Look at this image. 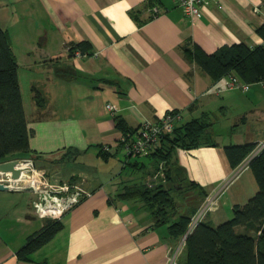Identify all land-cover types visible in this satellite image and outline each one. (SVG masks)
<instances>
[{"label": "crops", "instance_id": "0c3cea01", "mask_svg": "<svg viewBox=\"0 0 264 264\" xmlns=\"http://www.w3.org/2000/svg\"><path fill=\"white\" fill-rule=\"evenodd\" d=\"M18 1L26 3L37 20L32 33L19 32V53L12 45L28 128L33 132L31 155L40 156L39 162L48 164L44 170L50 171L46 176L39 170L36 178L44 174L43 178L55 184L80 185L91 196L81 198L65 215L64 228L53 240L29 260H20L18 250L45 220L33 212L31 191H0V264H168L170 251L178 243L168 232L170 224L155 225L140 201L119 197L129 182L150 181L155 168L164 162L143 157L148 160H134L135 166L133 158L121 156L125 135L117 126V118L134 131L144 121L160 120L171 111L181 112L186 123L206 112L226 116L235 108L242 124L253 121L261 128L264 109L255 108L249 115L244 110L252 101L250 96L237 91L217 92L230 75L236 74L214 82L186 51L195 44L210 54L227 45H261L263 39L256 30L264 24V0H205L198 19L186 16L177 0ZM151 7L158 8L156 16ZM16 13L7 6L1 19L8 21ZM0 25L11 32L1 21ZM35 35L40 38L37 47L28 43ZM82 41L89 42L91 48L78 54L75 46ZM21 73L26 77L25 88ZM34 87L49 91L46 111L38 110ZM262 91L252 96L264 99ZM108 104L115 105L117 111L108 110ZM187 117L190 119L186 121ZM241 135V127L235 128L231 143H244ZM263 135V131H249L246 143L259 144ZM215 142L217 146L176 149L175 174L197 182L209 194L226 181V193H232L239 179L249 175L248 186L254 191L257 183L249 168L254 151L243 162L248 168L235 179L236 169L225 153V140L215 134ZM70 149L77 157L58 163ZM111 156L124 161V168L131 167L126 169L130 170L128 182L120 184L117 178L108 182V176H102L109 174L106 168L113 161ZM52 161L55 163L50 164ZM136 173H140V180ZM160 177L167 184L174 182L163 174ZM226 193L221 196L223 204L232 196L225 199ZM236 204L234 200L231 208ZM219 212L221 207L213 213L216 222L222 219Z\"/></svg>", "mask_w": 264, "mask_h": 264}, {"label": "trees", "instance_id": "16d2710c", "mask_svg": "<svg viewBox=\"0 0 264 264\" xmlns=\"http://www.w3.org/2000/svg\"><path fill=\"white\" fill-rule=\"evenodd\" d=\"M256 32L263 39L261 45L255 47H250L246 43L227 45L210 54L195 44L192 50L186 51L187 57L214 82L232 73L251 84L264 81V24ZM77 47L82 54H85L91 45L82 41L75 46ZM33 92L38 110L46 111L49 99L45 96V92L37 87L33 88ZM213 118L210 112L203 113L176 128L173 134L164 138L162 149L152 157L169 166L167 179H173V169L170 164L173 163L176 149L189 150L202 145L217 146L215 133L212 130L215 125ZM117 126L125 136L137 130L129 129L127 124L118 118ZM234 131L235 128L232 134ZM32 135L33 132L28 128L17 57L8 32L0 25V163L8 161L13 156L23 155L25 159H33L38 165L41 161L40 156L31 155ZM256 146L257 143L224 145L231 167L237 169L243 164ZM109 150L110 148L107 151ZM71 152L73 154H70ZM75 154L73 150H68L67 154L60 157L58 163L75 159L77 157ZM101 155L108 157L109 153L101 152ZM249 168L258 185L256 194L245 206L234 205L233 217L219 226L214 227L207 219L200 222L186 240L181 254L184 258L181 260L180 256V264L182 262L183 264H264V149L252 159ZM175 176L179 180L175 183V188L165 189L163 186H149L141 182L125 186L119 197L140 201L151 213L155 225L170 224L168 232L174 241L178 242L186 234L192 217L209 193L197 182L186 181L177 174ZM173 189L180 194V202H177V197L172 195ZM186 194H194L195 198L201 197L203 202L197 206L195 201L193 208L183 205ZM63 228L62 221L45 220L43 226L29 235L25 244L18 250L19 259L29 260L34 252L53 240Z\"/></svg>", "mask_w": 264, "mask_h": 264}, {"label": "built area", "instance_id": "2783aa9c", "mask_svg": "<svg viewBox=\"0 0 264 264\" xmlns=\"http://www.w3.org/2000/svg\"><path fill=\"white\" fill-rule=\"evenodd\" d=\"M177 2L184 14L189 18L198 19L202 17L205 0H177ZM150 11L154 16L159 13L157 7H151ZM78 54H82L80 50H78ZM259 83L264 87V81ZM219 87L218 93H222L225 90L247 93L251 90V83L243 81L237 75H230L224 85ZM107 109L112 113L117 111L116 106L113 104H108ZM182 125H184V116L178 111L168 112L162 119L157 121L146 120L133 134L122 138L125 153L129 157L152 156L162 149L164 138L173 134L175 129ZM263 148L264 142L259 145L257 153ZM18 161V166L22 172L21 177L14 180L11 173L0 171V184H3L8 191L12 192L31 191L34 194V199L32 200L33 208L36 215L42 220H61L80 202L81 198L91 195L80 185H73L68 182L51 183L43 178L44 174L40 178H36L37 170L34 169L33 172V159H18ZM31 171L32 174H30ZM234 175L236 176L237 172ZM216 196L219 198L218 193L210 195L203 207L199 208L192 217L186 234L182 237L180 243L170 251L168 264H178L188 236L205 219L208 212H214L218 209Z\"/></svg>", "mask_w": 264, "mask_h": 264}, {"label": "rangeland", "instance_id": "374dc122", "mask_svg": "<svg viewBox=\"0 0 264 264\" xmlns=\"http://www.w3.org/2000/svg\"><path fill=\"white\" fill-rule=\"evenodd\" d=\"M7 6L11 7V10H13V14L16 13V12H18V13H16L15 16H13V14H12L8 21H4V20L1 19V17L4 18V12L7 9ZM21 7L23 8V11H22L23 13L22 14L20 13L21 12ZM0 21L2 22V25L5 28H8V26H9L11 32L8 29H6V31L8 32L10 40L12 41V45L14 46V49L17 52L19 50V48H17V42H20V40H21V38L19 36L20 35L19 32L23 31V30H29L30 31L29 33H32L35 30L36 26H37L36 17H33V15L31 14V9L28 7V5L26 3H20V1H18V0H15L14 2L12 0H0ZM12 38H14V40ZM39 41H40V38H38L37 35H35L34 37L30 38L28 43L31 44L34 47H37ZM21 81H22V84H23V88H25V86H26V84H25L26 77H25V74H23V73H21ZM49 85H50V83L48 82L47 83V88L49 87ZM262 90H264V87L258 82V83L251 84V90L249 92H247V93H243V92L237 91L239 93H243L248 98L250 96V99H252V101L251 100H250V102L248 101L247 102L248 104H245V107H244V110L247 112V115H249L250 113L254 112L253 110L255 108L264 109V99H259L260 97H256L255 98L254 96H252V95H254V94L258 93V92H261L263 94ZM48 92L45 90V96L49 99ZM262 97H264V96H262ZM25 99L27 100V93H25ZM262 100H263V103H259L258 104V102L262 101ZM27 108H28V106H27ZM238 114L239 113L236 111L235 108L230 109L226 113V116L223 115L222 113H219V115L216 114V113L212 114V116H214L213 120L215 121V126L212 129H213L215 134H219L220 137L225 140V144L226 145L232 144L231 143V137H232V130L234 128L241 127V129L243 130V135H241L242 136V140H243L242 142H244V143L248 142L249 131H253V132L263 131L264 132V124L262 125L261 128H257L254 125L253 121H249L246 125H244V124H242L240 122V120L237 119V115ZM189 119L190 118L187 117L186 121L189 120ZM236 124H238V125H236ZM243 136H244V138H243ZM262 138H263L262 141H260L259 144H257V146H256V148L254 150L252 159L254 157L258 156V154H260L262 152V150L264 149L263 148L262 150H259V152L257 153V149H258L259 145L262 142H264V135L262 136ZM239 140H241V139H239ZM244 143H237V144L238 145H243ZM109 148L110 147H106L105 149L108 150ZM122 153L123 154L121 156L124 155L125 159H126V157L128 158V160L133 158V160H132V164L133 165H135V163L133 162L134 160H137V159L139 161H147L148 160V158L144 159L143 157H140V156L129 157L125 153V150ZM111 157H112L113 161L110 162L111 164L106 169H109L108 173L109 174H113V176H111L109 174L108 175L102 174V176H108V179H107L108 182L110 181V179H114V178H117V181L120 184L123 183L124 181L128 182V175H129L130 170L127 171L126 169L131 168V167L128 166V167L124 168L123 167V162L124 161H121L119 158L117 159L114 156H111ZM148 157H151V156H148ZM10 159L13 160V159H25V158L23 157V155H17V156H13V157L9 158L8 161ZM252 159H251V161H252ZM251 161H249V162H251ZM49 163L50 164H54L55 162L52 161V162H49ZM99 163L104 164L103 162H99ZM249 165H250V163H249ZM47 166H48V164H46V162L45 163H38V165H36L35 162H34L33 172H34V169L37 170V171L43 170V173L47 176L48 173H50V171L48 172V170H44V169L47 168ZM53 166L54 165H52L51 167H53ZM170 166H172V169H173L172 170V178L174 179L173 183L171 182V183L167 184L166 182L160 181L161 180V177H160L161 174H163L164 177L167 179L166 173L168 171L167 169H168L169 166H167L166 163H164L163 165L159 166L158 168H155V171L153 172V174L150 175L151 176V180L150 181L145 182L144 180H140V173H136L135 177L137 178V180H140V181H131V182H129V184L126 185V187L130 186V185L139 184V183L142 182V183H145L146 185H149V186H155V185L163 186V188H165V189L175 188V183H177L179 181L178 178L175 176V172H176L175 171V163L173 162L172 164H170ZM40 168H43V169H40ZM247 168L248 167L246 165H240L235 171V173L237 172V175L236 176L234 175L233 177L235 179H237L238 177H240L245 172V170ZM169 171L171 172V170H169ZM30 174H32V171H31ZM35 176H38V174H35ZM39 177H40V173H39ZM49 182H51V180ZM226 182L221 184L219 186V188L217 187L218 189L213 190V192L210 193L207 196V198H208L210 195H213L215 193H218V195H219V198H218V196H216L215 198L218 200V209L221 207V212H219L220 213V218H222L221 222H216V219L215 218L213 219V217H214L213 213L215 211L214 212H208L206 214V216H205V219H207V221L211 225H213L214 227L219 226L223 222H225V221H227V220H229V219H231L233 217V211H232L231 206H232V203H233L234 200H236V202L239 203V205H241L243 207V206H245L248 203V201L258 191L257 190L258 186L256 184H255L256 185L255 186L256 189L254 191H253V189L250 186H248L249 185L248 184L249 175H247L246 177L242 176L239 179V181L233 187L232 193H229V192L226 193V191H227V187L226 186L229 183V182L228 183H226ZM51 183H54V182H51ZM63 183H65V182H63ZM224 192L226 193L225 194V199L229 195H232L231 199L229 200V202L227 204H223L222 203L221 196H222V193H224ZM171 193H172V195L174 197H177V202L179 200H181V196H179L180 194H178L177 190L173 189L171 191ZM249 194H252V195H249ZM90 196H88V197H90ZM206 199L203 202V199L201 197L195 198L194 194H186V199H184L185 201L183 202V205L185 204L186 206L193 208L195 201L197 203L196 204L197 206H199L203 202L200 205V209H201L203 207V205L205 204ZM32 209H33L34 214L36 215V212H35V209L33 208V205H32ZM221 214H222V216H221ZM226 214L228 215V217H225ZM210 216H211V218H210ZM211 219L213 221H211ZM48 220H53V219H48ZM55 220H58V219H55ZM58 221H63V218L61 220H58ZM179 243H180V241H178V243H176V244L178 245ZM181 257L182 258H180V259L182 260L184 258V256H181ZM183 263L184 262H182V264Z\"/></svg>", "mask_w": 264, "mask_h": 264}, {"label": "water", "instance_id": "95a60500", "mask_svg": "<svg viewBox=\"0 0 264 264\" xmlns=\"http://www.w3.org/2000/svg\"><path fill=\"white\" fill-rule=\"evenodd\" d=\"M18 165H19L18 159L2 162L0 163V171L5 173H11L12 178L14 180H17L21 177V173H22ZM0 191H8V190L3 184H0Z\"/></svg>", "mask_w": 264, "mask_h": 264}]
</instances>
